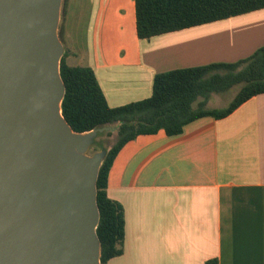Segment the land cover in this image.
Instances as JSON below:
<instances>
[{
	"label": "crops",
	"instance_id": "1",
	"mask_svg": "<svg viewBox=\"0 0 264 264\" xmlns=\"http://www.w3.org/2000/svg\"><path fill=\"white\" fill-rule=\"evenodd\" d=\"M61 23L68 63L92 67L112 107L150 97L158 73L264 46V8L150 39L138 37L136 0H69ZM108 195L124 207L125 238L107 264H264V93L128 141Z\"/></svg>",
	"mask_w": 264,
	"mask_h": 264
},
{
	"label": "water",
	"instance_id": "2",
	"mask_svg": "<svg viewBox=\"0 0 264 264\" xmlns=\"http://www.w3.org/2000/svg\"><path fill=\"white\" fill-rule=\"evenodd\" d=\"M64 0H0V264H101L107 149L62 113Z\"/></svg>",
	"mask_w": 264,
	"mask_h": 264
},
{
	"label": "trees",
	"instance_id": "3",
	"mask_svg": "<svg viewBox=\"0 0 264 264\" xmlns=\"http://www.w3.org/2000/svg\"><path fill=\"white\" fill-rule=\"evenodd\" d=\"M69 0L63 1L62 19ZM264 8V0H136L138 37L153 36L236 16ZM59 35L65 45L60 71L66 85L62 113L76 132L113 126L117 141L107 149L97 181L101 240V264L124 252L125 216L123 205L108 195V178L121 148L140 134L165 130L169 135L183 131L189 122L202 117L223 118L250 98L264 93V46L237 62H218L158 73L152 95L143 100L112 107L94 69L71 65L69 49L60 23ZM238 91L226 107H208L212 94ZM108 133H111L110 131ZM205 264H219L211 258Z\"/></svg>",
	"mask_w": 264,
	"mask_h": 264
},
{
	"label": "rangeland",
	"instance_id": "4",
	"mask_svg": "<svg viewBox=\"0 0 264 264\" xmlns=\"http://www.w3.org/2000/svg\"><path fill=\"white\" fill-rule=\"evenodd\" d=\"M62 17V16H61ZM238 91V87H234L232 90L226 93H214L211 95L207 106L211 108L226 107L234 98ZM111 133H108V132ZM118 139L117 129L113 127L111 130H104L98 134L95 142L89 147L87 154L93 155L94 153L103 149L110 148Z\"/></svg>",
	"mask_w": 264,
	"mask_h": 264
}]
</instances>
